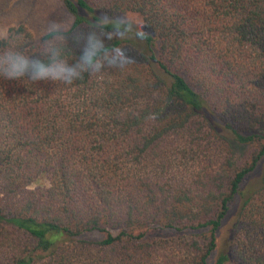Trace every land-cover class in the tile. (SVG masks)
<instances>
[{"label":"trees","instance_id":"16d2710c","mask_svg":"<svg viewBox=\"0 0 264 264\" xmlns=\"http://www.w3.org/2000/svg\"><path fill=\"white\" fill-rule=\"evenodd\" d=\"M61 1L145 42L72 86L0 78V264H264V0Z\"/></svg>","mask_w":264,"mask_h":264},{"label":"clouds","instance_id":"9594fccd","mask_svg":"<svg viewBox=\"0 0 264 264\" xmlns=\"http://www.w3.org/2000/svg\"><path fill=\"white\" fill-rule=\"evenodd\" d=\"M138 17L124 12L101 11L84 23L74 17L50 20L43 30L38 51L20 30L21 21H0V78L5 80L52 82L72 86L108 69L125 71L129 65L116 49L123 44L129 51L144 45L136 31Z\"/></svg>","mask_w":264,"mask_h":264},{"label":"rangeland","instance_id":"374dc122","mask_svg":"<svg viewBox=\"0 0 264 264\" xmlns=\"http://www.w3.org/2000/svg\"><path fill=\"white\" fill-rule=\"evenodd\" d=\"M130 14L138 17L137 14ZM67 16H71V14L64 8L61 0H0V21H3L6 17L11 20L19 19L36 37L43 34L44 27L50 20H58ZM136 22L141 28L142 24L139 17ZM262 166L263 164L259 163L255 170L247 177L246 182L247 180H251V182L256 183L260 178ZM38 183L47 185L48 180L43 176L39 182L32 184L31 187L37 186ZM239 204L240 200L237 198L232 202L223 226L228 225V220L234 219ZM227 227L229 228V226ZM224 233L226 234L227 230L225 227H222L218 232V236L224 235ZM87 237L97 239L99 234L90 233ZM214 255V253L211 254L209 264H213Z\"/></svg>","mask_w":264,"mask_h":264}]
</instances>
